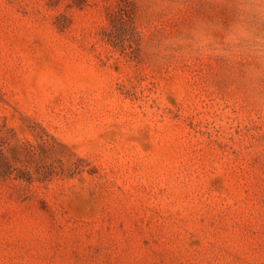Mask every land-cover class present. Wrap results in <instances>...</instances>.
I'll use <instances>...</instances> for the list:
<instances>
[{
	"label": "rangeland",
	"instance_id": "374dc122",
	"mask_svg": "<svg viewBox=\"0 0 264 264\" xmlns=\"http://www.w3.org/2000/svg\"><path fill=\"white\" fill-rule=\"evenodd\" d=\"M0 264H264V0H0Z\"/></svg>",
	"mask_w": 264,
	"mask_h": 264
}]
</instances>
